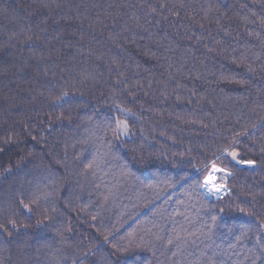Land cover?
<instances>
[{"label":"trees","instance_id":"16d2710c","mask_svg":"<svg viewBox=\"0 0 264 264\" xmlns=\"http://www.w3.org/2000/svg\"><path fill=\"white\" fill-rule=\"evenodd\" d=\"M0 264H264V0H0Z\"/></svg>","mask_w":264,"mask_h":264},{"label":"snow or ice","instance_id":"6c2138e0","mask_svg":"<svg viewBox=\"0 0 264 264\" xmlns=\"http://www.w3.org/2000/svg\"><path fill=\"white\" fill-rule=\"evenodd\" d=\"M63 99V98H62ZM233 159H235V154H232ZM249 165H254V162L247 161L245 162ZM225 172L223 168L217 167L215 164L211 166V172L207 174L206 179L204 181V186L209 189L210 192H221L223 190L222 185L216 184V173Z\"/></svg>","mask_w":264,"mask_h":264},{"label":"rangeland","instance_id":"374dc122","mask_svg":"<svg viewBox=\"0 0 264 264\" xmlns=\"http://www.w3.org/2000/svg\"><path fill=\"white\" fill-rule=\"evenodd\" d=\"M120 129L122 131V133L124 135H127L128 133V127H127V124L125 121H120ZM211 172V171H210ZM209 172V173H210ZM222 173H216V183L217 185H222L223 186V191L222 192H219L218 194L214 193V192H210L208 188H206L205 186H203V191L205 193V195L209 198L211 197H221L224 195L225 191H226V186L224 184L221 183V176H222Z\"/></svg>","mask_w":264,"mask_h":264},{"label":"bare ground","instance_id":"6f19581e","mask_svg":"<svg viewBox=\"0 0 264 264\" xmlns=\"http://www.w3.org/2000/svg\"><path fill=\"white\" fill-rule=\"evenodd\" d=\"M215 175H216V174H215ZM216 184H217V183H216ZM222 191H223V190H222ZM222 191H221V192H222ZM214 193L218 194L217 192H214Z\"/></svg>","mask_w":264,"mask_h":264},{"label":"water","instance_id":"95a60500","mask_svg":"<svg viewBox=\"0 0 264 264\" xmlns=\"http://www.w3.org/2000/svg\"><path fill=\"white\" fill-rule=\"evenodd\" d=\"M228 190H227V188H226V192H227Z\"/></svg>","mask_w":264,"mask_h":264}]
</instances>
